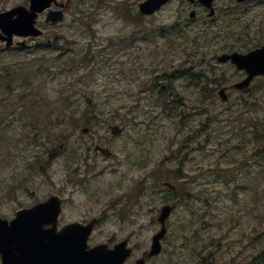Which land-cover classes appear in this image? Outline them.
Wrapping results in <instances>:
<instances>
[{
	"label": "rangeland",
	"instance_id": "1",
	"mask_svg": "<svg viewBox=\"0 0 264 264\" xmlns=\"http://www.w3.org/2000/svg\"><path fill=\"white\" fill-rule=\"evenodd\" d=\"M142 1L73 0L64 22L46 29L23 52L5 51L0 44L2 73L23 64L31 69L23 66L21 80L0 91V204L8 208L7 200L43 199L53 193L115 200L142 182L150 195L142 199L134 223L124 229L137 233L132 239L136 253L128 261L134 264L151 250L161 228L157 216L162 195L155 198L150 186L175 181L191 198L171 217L162 253L147 264H264V81L256 80L249 92L232 89L245 75L217 61L223 53L264 44V0L255 6L218 0L220 14L213 30L219 34L203 36L196 31L181 34L175 27L178 22L186 30L202 25L200 19L196 25L189 22L188 0H172L150 17L138 12ZM28 4L0 0V12ZM66 41L76 58L72 71L61 74L41 58L57 63ZM40 43L52 49L38 47ZM102 49L108 51L98 59L89 53ZM87 54L91 61H84ZM199 71L208 77L202 78L203 91L192 81ZM215 80L228 87V101L218 96L220 87L216 97H208L207 86L215 88ZM2 82L6 86L9 78ZM162 84L171 88L169 93ZM160 92L174 100L170 108H161ZM87 97L99 119L91 115L89 124L72 133L74 117L88 107ZM108 120L131 121L128 128L136 135L131 150L123 146L125 138L119 139L116 158L100 163L110 169L99 173L100 165L88 175L80 170L83 181L73 186L72 171L81 167L74 152L81 159L86 153L94 155L86 148L110 136ZM88 125L91 133L86 135L82 128ZM48 133L58 137L49 139ZM108 230H115L111 223Z\"/></svg>",
	"mask_w": 264,
	"mask_h": 264
},
{
	"label": "flooded vegetation",
	"instance_id": "2",
	"mask_svg": "<svg viewBox=\"0 0 264 264\" xmlns=\"http://www.w3.org/2000/svg\"><path fill=\"white\" fill-rule=\"evenodd\" d=\"M260 1L261 0H248L242 4L250 5L254 3L255 6ZM189 3L191 4L189 14L190 20L188 19L189 22L196 25L198 22L195 23V20L200 19L202 21V25L199 26L198 24L193 28V30H186V27L182 28L183 24L178 22L175 26L176 29L183 30L181 34H184L185 32L194 33V31H196L201 36L207 33L218 35L219 31L216 29V31L213 30V28H215L214 22H216L220 14V5L218 4V0H213V8L216 11V14L213 17L208 16L210 11L205 8L199 0L190 1ZM192 13H195L196 15L194 18H191ZM42 16L45 18L43 22L38 23L39 27L43 29H49L55 26V24L46 22L47 13L41 15L40 17ZM211 30L214 32H211ZM19 40L26 41V45L23 48H29L30 42H37V39L32 38H15V44L19 42ZM196 45L201 46L200 43H196ZM192 70V67L188 68L186 73L189 74ZM165 75L167 74H164V76ZM202 78H207V76L203 74L202 71H199V75L195 76L192 81L197 80L199 85H202L201 88L203 91L206 88L203 87L204 85ZM161 88L167 93H169V89H171L165 84H162ZM157 96L158 100L161 101L162 109L168 107L170 108L174 102V100H171L172 97L168 94L163 95L160 92ZM127 122L131 121L122 120L121 122L113 123L120 127V133L118 136L113 137L112 135H105L106 137L104 142H91V146L86 148L85 152L90 149V151L92 150V152H94V155L88 157L86 153L85 157L81 159L80 152H76V157L77 160L80 161L81 167H77L76 170L72 171V175H75V178L72 176V179L70 178L69 182L73 184V186H77L83 181L78 175L80 170H84V172L87 173L86 175L90 173L94 174L101 165V162H107L108 160H114L116 158L115 145L119 139L125 138V141L122 142L123 146L127 151L131 150V143L134 141L136 135L131 133ZM110 126L111 124H108V128ZM85 128L89 129L90 132L91 127L89 125L85 126ZM89 132L86 135H88ZM98 147L109 149L112 152V155H110L108 158H105L101 154V151ZM101 167L102 168L99 169V173H102L105 168H107V170L110 169L107 164L101 165ZM69 175L71 174L69 173ZM89 180L90 179L86 180L85 178V182H88ZM177 181H181L180 177L177 178ZM172 182L173 183H170V187L168 186L169 182H165L164 184L162 183L161 188L159 187V183L155 182L154 185L152 184L150 186V188L154 189L152 195L155 198L156 196L159 197L162 195L157 221L163 207L170 206L173 209L171 216L167 220V227L170 224L171 217H173L180 210L182 203L185 202V194H182L178 184L174 183L175 181ZM155 188L158 190L156 191ZM161 190L165 191L164 194H162ZM149 195L150 194L144 189L142 182H136L134 187L115 200L64 197L59 202L61 203V206L58 209H52L48 206L50 203H52L49 198L7 200V202L10 203L8 208H5L4 205L0 204V218L2 220L8 221L9 226H11L10 223L16 218L17 213L20 211H27L29 213H32L34 210H38L39 212L52 211L54 214H31L26 216L29 220H34L37 222L45 221V223H37L35 227L31 226V228H35V230L22 232L24 237L29 238L27 240H21V242L27 241L31 245L30 250L25 255H20L17 253L16 250L19 248L15 238L3 241L6 242L9 247V262L4 263V256L0 252V264H96V260H98L96 256V248H102L104 251H110L115 245L125 240H129V245L134 248L132 245V239L137 236V233L135 231L126 232L124 229L134 223L137 215L142 212V199H144V196L147 198ZM113 206L115 207L114 215L112 214ZM110 223L115 228V230H108V225ZM53 237L59 238L52 239ZM112 239L120 240L112 241ZM73 243H75L76 246H73ZM50 244L57 245L56 253H49ZM105 255V252L103 255H99V261L102 262V264H106Z\"/></svg>",
	"mask_w": 264,
	"mask_h": 264
},
{
	"label": "water",
	"instance_id": "3",
	"mask_svg": "<svg viewBox=\"0 0 264 264\" xmlns=\"http://www.w3.org/2000/svg\"><path fill=\"white\" fill-rule=\"evenodd\" d=\"M169 0H147L143 2L139 10L142 14L152 15L156 11L160 10L161 7ZM202 3L211 8L210 16L214 15L215 10L212 8V0H201ZM239 2L245 0H238ZM60 7H64V4H58V0H30V7L18 6L10 11L0 13V40L6 41V46L11 47L13 45L14 36L19 37H39L43 32L36 27V20L40 13L50 8L52 4ZM192 17L195 14H191ZM64 19L63 11H53L51 10L48 14V22H61ZM22 43H19L21 45ZM220 62L231 61L238 70L245 71L248 75L247 78L234 85L235 88L244 90L250 86L252 81L258 76H264V46L259 49L253 50L247 54L242 53H232L224 54L218 58ZM221 98L226 101L228 99L226 94V89H222L219 92ZM88 102L91 103V99L88 98ZM118 127H112L111 131L113 134L118 132ZM117 131V132H116ZM104 156H108L109 151L107 149L101 148ZM50 200L60 201L61 197L57 194H53ZM60 203H53L50 205L52 208H58ZM172 209L170 207H165L162 210L159 221L163 224V229L154 237L152 250L149 257L157 255L161 252V239L165 236L166 228L165 221L170 216ZM48 214L51 212H47ZM44 215L38 210L29 213L27 211H20L17 213V217L13 220L9 226L8 221L0 219V252L4 256V263L9 262V247L5 240H10L15 238L17 241V253L20 255H25L31 248V245L26 242H21V240H27L29 237L23 236V231L35 230L31 226H36L37 222L34 220H29L26 216L28 215ZM20 226V227H19ZM127 242H123L116 247L115 251H112V256L109 259L111 264H124L125 260L131 255V249H125ZM118 258V260H117ZM99 262V261H98ZM136 264H146L145 258H142L136 262Z\"/></svg>",
	"mask_w": 264,
	"mask_h": 264
},
{
	"label": "trees",
	"instance_id": "4",
	"mask_svg": "<svg viewBox=\"0 0 264 264\" xmlns=\"http://www.w3.org/2000/svg\"><path fill=\"white\" fill-rule=\"evenodd\" d=\"M56 44V43H55ZM66 44H68V42L66 43ZM66 44H63L61 47H65V45ZM44 46H46L45 48H47V47H49V48H51L50 46H48V45H43V46H41V47H44ZM69 48H70V44H68L67 45ZM56 47H59V46H56ZM52 49V48H51ZM57 51V50H56ZM101 51H99L98 52V54L100 53ZM101 54H99V56H100ZM62 56V55H61ZM74 56L75 55H72V57H70L69 56V59L66 61V63H64V64H56L55 62H50L49 61V58H47V57H43V58H41L43 61H44V63H45V65L47 66V67H49L50 69H54L55 67H57L58 68V71L60 72L61 70H63V69H65V67H66V69L65 70H70L71 68H72V66H71V64L73 63V59H74ZM88 56V55H87ZM94 57H96V55L94 56ZM60 57H58L57 58V60L59 59ZM35 62H37V60L35 61ZM35 62H33V63H35ZM23 66H26V67H28L29 69H30V65L29 64H23L21 67H19V68H17V70L16 69H13L12 68V66H9L8 68H4V69H6L3 73H2V71H0V89L2 90V89H4V88H2V86H4V82H2V80H3V78H5V76L7 77V78H9V83H7L6 84V86L5 87H7V88H11V86L13 85V83H15L16 81H18V73H19V71H20V69L23 67ZM36 66L34 65L32 68H35ZM9 69H11L10 71H9ZM31 70V69H30ZM35 71V70H34ZM33 71V72H34ZM34 74H35V72H34ZM35 76V75H34ZM33 76V77H34ZM208 78V77H207ZM19 80H21V79H19ZM27 79H24V81H26ZM259 80H261V81H264V78H260ZM216 82H214L213 84H214V87L215 88H210V87H208L207 86V89H208V97H216V91H217V89L220 87V84L218 83L217 84V81H219V80H215ZM208 83H210V80L208 79ZM0 90V91H1ZM250 91V88L249 89H247L246 90V92H249ZM65 95V94H64ZM63 95V96H64ZM62 96V97H63ZM72 96V95H71ZM69 99V96L67 95L66 96V100H68ZM211 99V98H210ZM31 101V100H30ZM61 101V100H60ZM61 102H63V101H61ZM69 104H70V102H69ZM64 105H65V103H64ZM66 106H68V104L66 105ZM44 121V120H43ZM43 121H40V122H43ZM38 128L40 129L41 128V126H38ZM49 134V133H48ZM38 136H37V134L36 135H34V136H32V138H37ZM48 137H49V139H51V138H57L58 136L57 135H52V134H49L48 135ZM35 165H37L38 166V163L37 164H35ZM35 168H36V166H35ZM43 170H45L46 171V167L44 166L43 167Z\"/></svg>",
	"mask_w": 264,
	"mask_h": 264
}]
</instances>
